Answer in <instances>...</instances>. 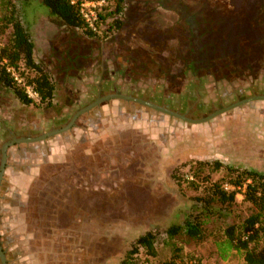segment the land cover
Returning a JSON list of instances; mask_svg holds the SVG:
<instances>
[{"label": "rangeland", "instance_id": "rangeland-1", "mask_svg": "<svg viewBox=\"0 0 264 264\" xmlns=\"http://www.w3.org/2000/svg\"><path fill=\"white\" fill-rule=\"evenodd\" d=\"M114 3L95 2V13ZM24 19L35 58L55 81V104L43 109L27 87L32 102L23 105L0 87V158L4 142L60 128L103 95L141 98L190 119L264 95V0H128L122 28L102 40L51 16L40 0L25 6ZM75 139L80 143L68 160L48 162L58 155L54 148L63 156ZM198 160L209 163L199 167ZM217 160L222 166L215 169ZM191 163L213 181L229 175L226 166L264 171V100L193 125L113 98L79 116L69 131L9 146L0 185L7 264H161L174 247L197 264H246L242 251L221 259L216 247L223 229L252 211L244 186L224 183L237 190L233 213L210 218L204 238L166 239L161 221L170 214L181 221L177 214L201 194L173 178H188L184 166ZM25 174L34 177L26 196L19 191ZM155 227L156 255L127 261L136 237Z\"/></svg>", "mask_w": 264, "mask_h": 264}, {"label": "trees", "instance_id": "trees-1", "mask_svg": "<svg viewBox=\"0 0 264 264\" xmlns=\"http://www.w3.org/2000/svg\"><path fill=\"white\" fill-rule=\"evenodd\" d=\"M30 1L0 0V87L8 90L23 105L32 102L26 89L29 87L36 94L37 104L50 109L55 104L56 86L47 67L35 58V44L24 19V8ZM40 1L51 16L93 40L106 39L122 28L128 2L115 0L112 6H102L91 26L81 12L82 0ZM202 163L209 162L198 160L197 166ZM197 166L193 163L184 166L188 175L186 179H178V175L173 174L175 182L200 189L201 194L192 197L191 204L177 214L181 221L171 220L172 214L165 218L166 221H161L166 223L163 228L166 239L173 240L178 235L193 240L204 238L210 218L226 220L233 213L237 190H226L224 183L235 188L244 186L243 200L250 204L252 211L239 223L223 229L222 239L216 241L217 254L225 259L232 251H242L246 264H264V171L226 166L229 175L213 181L209 178L210 173L201 176ZM221 166L220 161H214L213 168ZM160 233L156 227L144 230L125 252V259L143 262L147 257H154ZM197 263L190 254L174 247L171 257L161 264Z\"/></svg>", "mask_w": 264, "mask_h": 264}, {"label": "water", "instance_id": "water-1", "mask_svg": "<svg viewBox=\"0 0 264 264\" xmlns=\"http://www.w3.org/2000/svg\"><path fill=\"white\" fill-rule=\"evenodd\" d=\"M113 98H118V99H123L126 101H133V102H137L139 104L145 105L147 107H150L152 109H155L159 112L165 113L169 116L172 117H176L179 118L183 121L189 122V123H203V122H207L209 120H211L212 118H214L215 116L226 112L230 109H233L235 107H238L240 105H243L249 101L252 100H264V95H254V96H250L244 99H241L239 101H236L228 106L222 107L220 109H217L215 111H213L211 114L207 115L204 118L201 119H190L188 117H186L184 114L181 113H177L175 111L166 109L164 107H161L159 105H156L154 103H151L149 101L143 100L141 98H137V97H133L130 95H125V94H120V93H113V94H108V95H103L100 97H97L94 101H92L91 103H89L88 105L78 109L70 118V120L62 127L60 128H56V129H52L48 132L42 133L38 136L35 137H19V138H13L11 140H8L6 142L3 143L2 147H1V158H0V185L3 179V175H4V171H5V167H6V160H7V148L11 145L14 144H18V143H32V142H39L42 140H45L46 138L56 135V134H61L63 132L69 131L74 125L76 120L79 118V116H81L82 114L90 111L91 109H93L94 107L98 106L101 102L109 100V99H113ZM0 262L1 264H7V260L5 258V253L4 250L1 247L0 244Z\"/></svg>", "mask_w": 264, "mask_h": 264}, {"label": "crops", "instance_id": "crops-1", "mask_svg": "<svg viewBox=\"0 0 264 264\" xmlns=\"http://www.w3.org/2000/svg\"><path fill=\"white\" fill-rule=\"evenodd\" d=\"M191 124H193V125H196V124H201V123H191ZM125 128V127H124ZM123 129V128H122ZM122 129H116L115 131H119V130H122ZM108 133H104V134H102V135H99V137L98 138H100V137H103V136H106ZM70 142H71V144H70ZM70 142H69V144H67V145H65V148H64V150L62 149V152H63V156H62V154L60 155V151L61 150H59V151H56L55 150V148L53 149V155L57 152L58 153V155H55V156H50V158H49V163L51 164V162L52 163H57L59 160H68L69 159V157L67 156V155H65L66 153H68V152H72L73 151V148H75V146L77 145V144H79L80 143V141H77L76 139L75 140H70ZM79 142V143H78ZM92 141H90V143H91ZM57 145V143H55L54 144V146H56ZM12 146V145H11ZM69 146V147H68ZM68 147V148H67ZM67 150H69V151H67ZM85 151H86V149H84ZM189 154H191V155H195L194 153H189ZM169 166V165H168ZM24 179H25V181H23L22 183H21V186H22V188L20 187V189H19V191L20 192H23L24 194L23 195H25V192L28 190V188H29V186H30V184H31V182L33 181V179H34V177H31L30 175L28 176L27 174H25L24 175V177H23ZM29 181V182H28ZM26 196V195H25ZM25 196H24V198H25ZM167 217V216H166ZM165 217V218H166Z\"/></svg>", "mask_w": 264, "mask_h": 264}, {"label": "built area", "instance_id": "built-area-1", "mask_svg": "<svg viewBox=\"0 0 264 264\" xmlns=\"http://www.w3.org/2000/svg\"><path fill=\"white\" fill-rule=\"evenodd\" d=\"M102 1L103 0L100 1L86 0L81 3V12L91 26L93 25V20L96 18V13L94 9L95 2L96 4H100Z\"/></svg>", "mask_w": 264, "mask_h": 264}]
</instances>
